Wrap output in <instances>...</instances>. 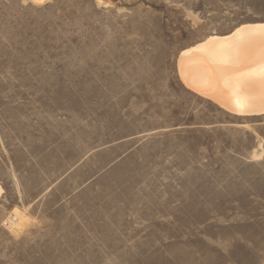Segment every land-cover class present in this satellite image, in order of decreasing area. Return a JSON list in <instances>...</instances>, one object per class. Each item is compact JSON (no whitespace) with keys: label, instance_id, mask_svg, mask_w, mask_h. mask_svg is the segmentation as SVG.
Returning a JSON list of instances; mask_svg holds the SVG:
<instances>
[{"label":"rangeland","instance_id":"rangeland-1","mask_svg":"<svg viewBox=\"0 0 264 264\" xmlns=\"http://www.w3.org/2000/svg\"><path fill=\"white\" fill-rule=\"evenodd\" d=\"M253 23L264 0H0V264H264V115L177 70Z\"/></svg>","mask_w":264,"mask_h":264},{"label":"bare ground","instance_id":"bare-ground-1","mask_svg":"<svg viewBox=\"0 0 264 264\" xmlns=\"http://www.w3.org/2000/svg\"><path fill=\"white\" fill-rule=\"evenodd\" d=\"M177 70L187 90L225 111L264 115V23L241 25L228 35H211L182 50ZM2 192L0 188V197Z\"/></svg>","mask_w":264,"mask_h":264}]
</instances>
